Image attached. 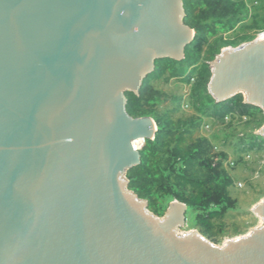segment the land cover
Here are the masks:
<instances>
[{"label":"water","instance_id":"water-1","mask_svg":"<svg viewBox=\"0 0 264 264\" xmlns=\"http://www.w3.org/2000/svg\"><path fill=\"white\" fill-rule=\"evenodd\" d=\"M183 1L0 0V264H264V200L260 226L218 246L181 231L184 203L158 217L128 189L157 127L125 94L184 59ZM208 65L216 103L264 112V38Z\"/></svg>","mask_w":264,"mask_h":264},{"label":"trees","instance_id":"trees-1","mask_svg":"<svg viewBox=\"0 0 264 264\" xmlns=\"http://www.w3.org/2000/svg\"><path fill=\"white\" fill-rule=\"evenodd\" d=\"M183 8L184 23L195 33L193 41L185 49L184 59L156 61L154 72L143 82L138 95L125 94L127 113L133 118L151 117L157 127L154 139L146 140L139 151L140 164L128 170L126 178L128 189L146 200L148 210L154 215L162 217L169 202L177 200L187 206V211H195V225L203 236L209 237L213 228L212 221L235 206V200L227 192L230 178L219 163L214 164L207 140L198 138L188 142L192 129L199 124V118L196 121L184 117L175 118L178 112L176 105L180 104L181 99L168 98L155 89L151 82L185 75L184 81H193L192 104L203 116L224 119L235 113L251 118L258 113L264 115V112L245 104L242 94L216 103L207 90L210 68L201 58L204 45L208 46L207 55L211 60L220 47L236 45V41L223 40L222 37L212 44H208V40L217 31H228L247 18L245 2L184 0ZM260 21L263 22V28L264 19L259 20L257 16H254L252 25L258 27ZM169 101L172 108L160 111L159 106ZM254 138L264 143V138Z\"/></svg>","mask_w":264,"mask_h":264},{"label":"rangeland","instance_id":"rangeland-1","mask_svg":"<svg viewBox=\"0 0 264 264\" xmlns=\"http://www.w3.org/2000/svg\"><path fill=\"white\" fill-rule=\"evenodd\" d=\"M243 1L247 7V18L228 31H217L216 35L208 40V44H212L214 40L222 37L223 40L236 41V45L220 47L212 60L208 59V46L204 45L201 58L206 64L213 61L225 48H235L259 36L264 37L263 22L260 21L258 27L252 25L254 16L259 20L264 19V0ZM184 78L185 75L166 81L152 80L151 83L168 98L181 99L180 104L176 105L178 112L174 115L175 118L184 117L195 121L199 118V124L192 129L188 142L198 138L207 140L214 164L219 163L221 169L225 170L230 178L227 192L235 200V206L220 218L214 219L211 235L204 236L210 242L222 246L226 240L245 236L261 224L260 218L252 213V209L264 200V143L260 141L261 139L254 138L258 136V130L264 125V115L258 113L250 118L234 113L224 119L200 115L192 104L193 81L187 83ZM171 108L170 101L159 106L160 111ZM174 201L177 200H172L169 204ZM195 214L194 210L187 211V221L185 227L181 229L182 232L200 233L195 225Z\"/></svg>","mask_w":264,"mask_h":264},{"label":"bare ground","instance_id":"bare-ground-1","mask_svg":"<svg viewBox=\"0 0 264 264\" xmlns=\"http://www.w3.org/2000/svg\"><path fill=\"white\" fill-rule=\"evenodd\" d=\"M260 38H264V37H260ZM139 143L138 147H137V144ZM142 144V140H137L134 142V147L137 149L140 147V145Z\"/></svg>","mask_w":264,"mask_h":264}]
</instances>
